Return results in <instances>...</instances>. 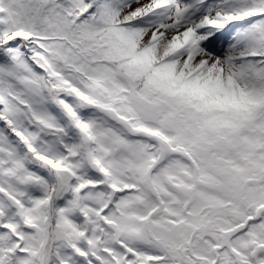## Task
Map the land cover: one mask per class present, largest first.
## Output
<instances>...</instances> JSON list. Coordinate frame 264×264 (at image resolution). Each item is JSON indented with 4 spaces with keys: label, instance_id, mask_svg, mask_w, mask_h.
<instances>
[{
    "label": "snow or ice",
    "instance_id": "obj_1",
    "mask_svg": "<svg viewBox=\"0 0 264 264\" xmlns=\"http://www.w3.org/2000/svg\"><path fill=\"white\" fill-rule=\"evenodd\" d=\"M0 264H264V0H0Z\"/></svg>",
    "mask_w": 264,
    "mask_h": 264
}]
</instances>
